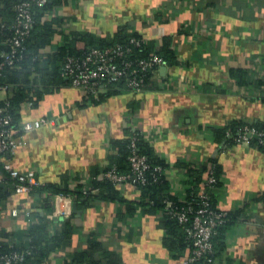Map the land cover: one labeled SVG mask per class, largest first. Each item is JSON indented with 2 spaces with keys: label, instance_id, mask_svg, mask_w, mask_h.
Listing matches in <instances>:
<instances>
[{
  "label": "crops",
  "instance_id": "1",
  "mask_svg": "<svg viewBox=\"0 0 264 264\" xmlns=\"http://www.w3.org/2000/svg\"><path fill=\"white\" fill-rule=\"evenodd\" d=\"M2 7L0 0V22H11ZM45 15L59 20L51 42L39 49L43 59L74 37L84 49L87 38L80 35L111 42L136 33L155 47L167 45L176 63L166 60L140 93L122 90L87 104L83 90L71 84L45 94L20 111V119L48 122L25 133L11 166L35 172L44 186L73 187L101 175L118 151L114 142L139 131L164 165L173 198L166 203L182 204L214 159L220 185L213 200L240 219L225 228L224 249L213 264H264V149L225 147L218 131L235 121L264 124V0H68ZM0 185L6 192L0 196L3 246L22 245L30 227L46 220L51 234L65 237L42 264L65 263L92 236L121 264H185L189 251L168 244L166 212L142 203L139 185L117 184L119 197L132 204L84 198L53 219L56 204L47 190L16 193Z\"/></svg>",
  "mask_w": 264,
  "mask_h": 264
},
{
  "label": "built area",
  "instance_id": "2",
  "mask_svg": "<svg viewBox=\"0 0 264 264\" xmlns=\"http://www.w3.org/2000/svg\"><path fill=\"white\" fill-rule=\"evenodd\" d=\"M51 0H21L15 7V16L11 22L2 24L5 30L1 38L0 47V184L10 186L16 193H29L42 185L33 171H18L11 166L10 159L16 154L24 143L25 133L47 123L44 118L27 120L14 118L11 102L14 84L2 80L7 69L20 65L26 51V40L35 25L34 9L43 7ZM149 41L144 37H130L125 42H117L105 47L93 46L84 55H69L62 64V75L69 79L71 85L81 88L85 98L98 97L105 87L110 84L119 85L124 82L123 90L140 93L146 86L149 75L156 73L165 60L158 54L149 57L134 56L136 48L148 46ZM41 53V52H40ZM42 57L39 54L34 57ZM119 87V86H118ZM31 102H22L20 109L23 111L32 107ZM20 110V111H21ZM54 123V121H49ZM226 136L233 143L252 144L257 139V144L264 146V130H259L251 124H243L235 131L227 130ZM225 147L230 146L224 144ZM130 155L128 157L130 170L126 173L118 171L116 165L103 171L101 176L115 184L125 181L136 185L149 179L157 181L164 168L150 163L148 157L141 153L136 142V135L131 137ZM213 165L204 172V181L200 183L198 190L193 189L183 204L176 205L173 201H167L166 212L176 219L185 228L187 238L191 242L185 264H198L200 262L213 264L214 257L213 237L217 227L226 221L227 211L212 207V192L215 191L217 177L214 174ZM89 178H83L78 183L87 185ZM84 193L88 189L83 188ZM56 204L55 213L50 218H56L59 214H69L70 206L75 201L74 196L65 193L53 195ZM66 204V207H62ZM14 216L18 215V209L12 208ZM0 243V264H29L32 248L25 247L4 250Z\"/></svg>",
  "mask_w": 264,
  "mask_h": 264
},
{
  "label": "trees",
  "instance_id": "3",
  "mask_svg": "<svg viewBox=\"0 0 264 264\" xmlns=\"http://www.w3.org/2000/svg\"><path fill=\"white\" fill-rule=\"evenodd\" d=\"M21 0H2L3 7L1 12L5 13L10 17V20L15 16L14 7ZM68 0H51L43 7H36L34 9L35 25L31 31L30 36L26 40V51L23 57V60L20 62V65L15 68H9L5 71V77L2 78L4 81H8L14 84V89L12 90L11 102L13 105V116L17 120L21 118L20 106L22 102H31L33 106L37 105L43 96L47 93H51L57 88L71 84L70 80L65 78L62 75V64L65 58L69 55L80 56L93 46L105 47L117 42H125L130 37H141L136 33H128L121 35L117 39L111 42H100L91 38L89 35H80V39L87 38V44L84 49L76 47L77 39L74 37L72 40H67V43L58 48V50L50 54L46 58L39 57L34 59L35 56L41 54L39 49L46 46L51 42L52 36L56 31L55 21L53 19H47L45 15L46 9L52 7L56 4H65ZM9 24V20L6 22H0V36H4L5 30L2 28V24ZM99 42V43H98ZM134 56L138 57H149L153 54L160 55L168 63H176V55L173 50L169 49L167 45H162L161 47H155L154 43H149L148 46L142 48H136ZM46 59V60H45ZM57 64V65H56ZM151 78V75L148 76V80ZM119 86V87H118ZM124 88V82L122 81L119 85L110 84L105 87V90L100 93L98 97L84 98V103L87 104L90 102H100L111 96L113 94H118L122 92ZM243 124H249L243 121H235L229 123L228 125L221 127L218 131L220 133V141L222 144L233 145V140L226 136L227 130L235 131L238 127ZM259 130H264V124L260 123H251ZM136 135L137 146L141 153L145 154L150 163L154 166H161L164 168L162 162L155 160L144 143L142 134L139 131L132 132L125 140H118L114 142L115 148H117V153L112 155L109 165L105 168L104 171L109 169L111 166L116 165L119 172L126 173L130 170V163L128 157L130 155V145L131 137ZM252 144H257V139H253ZM264 149V146H260ZM210 165H213L214 174L217 177L216 185H220V170L217 164V161L213 159ZM209 168V166H208ZM207 168V170H208ZM205 170L201 171V174H204ZM201 180V181H200ZM196 186L193 189L198 190L199 183L202 182V178L197 179ZM142 192V203H145L149 206V209L163 208L166 212V199L167 197L172 198L167 194L166 190L168 185L165 181L163 173L159 175L157 181L149 179L148 181L138 184ZM87 187V193H84L83 188ZM192 189V188H191ZM36 190H47L50 194L54 195L56 193H65L74 196L75 201H85L91 198H101L105 200H115L122 201L125 203L132 204L133 202H127V200L119 197L117 190V184L110 181L107 178L102 177L99 173L92 174L89 178L87 185L78 183L76 186H54V185H41ZM95 190V192H94ZM192 191V190H191ZM190 191V192H191ZM94 192V193H93ZM214 192H212V207L218 209L213 198ZM6 195V192L3 190L0 185V196ZM173 199V198H172ZM176 205L180 204L179 202H174ZM183 204V203H182ZM219 210V209H218ZM240 219L236 213L227 211L226 221L217 227L216 233L213 237L214 244V257L217 258L222 250L224 242V230L226 227L237 222ZM166 229L168 231V244L173 247L174 250L178 252L187 249L190 252L191 242L187 238V234L183 225H181L176 219L171 218L166 212L165 220ZM65 237L63 234H51L48 229V222L43 221L39 223H34L29 231L24 235V242L21 244H13L12 249H18L25 247L32 248V255L29 258V264H42L43 261L50 257V254L56 251L59 247L64 245ZM4 250H10L11 246H2ZM188 252V253H189ZM63 264H121V259L116 253L108 251L97 238L92 236L89 239L88 247L84 249L77 250L73 257L70 260H66ZM198 264H206L200 262ZM210 264V263H207Z\"/></svg>",
  "mask_w": 264,
  "mask_h": 264
},
{
  "label": "water",
  "instance_id": "4",
  "mask_svg": "<svg viewBox=\"0 0 264 264\" xmlns=\"http://www.w3.org/2000/svg\"><path fill=\"white\" fill-rule=\"evenodd\" d=\"M75 207H76V204H75Z\"/></svg>",
  "mask_w": 264,
  "mask_h": 264
}]
</instances>
